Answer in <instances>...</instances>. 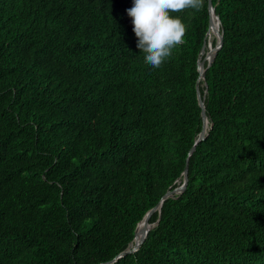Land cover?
<instances>
[{
	"label": "trees",
	"instance_id": "trees-1",
	"mask_svg": "<svg viewBox=\"0 0 264 264\" xmlns=\"http://www.w3.org/2000/svg\"><path fill=\"white\" fill-rule=\"evenodd\" d=\"M132 5L0 0V264L111 261L187 158L185 191L112 264H264V0H212L223 45L190 157L207 0L173 13L184 43L158 69L136 47Z\"/></svg>",
	"mask_w": 264,
	"mask_h": 264
},
{
	"label": "clouds",
	"instance_id": "clouds-1",
	"mask_svg": "<svg viewBox=\"0 0 264 264\" xmlns=\"http://www.w3.org/2000/svg\"><path fill=\"white\" fill-rule=\"evenodd\" d=\"M203 5L204 0H133L126 11L146 64L154 69L162 67L184 43L187 25L173 13L199 11Z\"/></svg>",
	"mask_w": 264,
	"mask_h": 264
},
{
	"label": "water",
	"instance_id": "water-1",
	"mask_svg": "<svg viewBox=\"0 0 264 264\" xmlns=\"http://www.w3.org/2000/svg\"><path fill=\"white\" fill-rule=\"evenodd\" d=\"M207 9H208V14H209L210 35L214 36L215 45L212 46V44H211V47H209L208 51L206 53H204V57L197 64L198 79L196 81V97H197L198 105L200 107V116H201L202 126H201V130H200L199 134L197 135V137L195 139L193 146L190 148V150L188 152V157H190L192 155V153L195 151L196 145L198 143L202 142L206 138V135H207L206 122H207L208 117L206 115L205 103H204V99H205V96L207 94V83L205 82L206 69L211 66L217 52L221 49V47L223 45V35H222L221 27H220V20H219L218 16L215 14L214 7L212 5V0H207ZM213 17L216 19L217 24H219V27L213 22V19H212ZM206 59H207V61H206ZM205 63L207 64L206 67H205ZM201 80L204 81V83H203V87H204L203 95H201V93L199 91V82ZM210 126H211V124H210ZM181 179H182L181 183H180V180H178L177 183H179V185L177 187H175L174 189L168 190L161 197V199L159 200L157 205H155L153 208H151L144 215L142 220L137 224V226L135 228L133 241L131 243H129L127 248L124 251L120 252L118 255H116L111 261H109L107 263H103V264L115 263L119 259L124 258L127 255L134 254L139 250L141 243L145 240L148 232L158 224L160 209H161L162 203L167 199L175 198V196L181 195L185 191V189L187 187V182H188V158L186 159V163H185L183 172L181 174ZM155 212L158 213V219L156 220L155 223L150 224L149 220ZM149 225H153V227L149 228ZM140 227H142V229L138 231V229Z\"/></svg>",
	"mask_w": 264,
	"mask_h": 264
},
{
	"label": "bare ground",
	"instance_id": "bare-ground-1",
	"mask_svg": "<svg viewBox=\"0 0 264 264\" xmlns=\"http://www.w3.org/2000/svg\"><path fill=\"white\" fill-rule=\"evenodd\" d=\"M213 19V22L219 27V24H217V21H216V19L213 17L212 18ZM213 40H214V36L213 35H209V37H208V39H207V47H211V44H212V42H213ZM213 46V45H212ZM203 57V56H202ZM201 57V58H202ZM206 61H207V59H206ZM208 126H209V121H208V119H207V122H206V128L208 129ZM143 227V226H142ZM142 227H140L139 229H138V231L139 230H141L142 229ZM153 227V225H149V228H152Z\"/></svg>",
	"mask_w": 264,
	"mask_h": 264
},
{
	"label": "rangeland",
	"instance_id": "rangeland-1",
	"mask_svg": "<svg viewBox=\"0 0 264 264\" xmlns=\"http://www.w3.org/2000/svg\"><path fill=\"white\" fill-rule=\"evenodd\" d=\"M214 41V40H213ZM207 44L208 43H206V45L204 46V53H206L207 51H208V49H209V47H207Z\"/></svg>",
	"mask_w": 264,
	"mask_h": 264
}]
</instances>
